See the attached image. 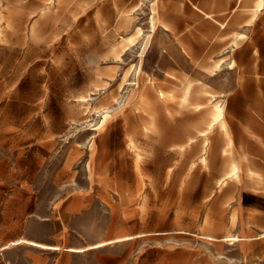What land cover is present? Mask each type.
<instances>
[{
	"label": "rangeland",
	"instance_id": "374dc122",
	"mask_svg": "<svg viewBox=\"0 0 264 264\" xmlns=\"http://www.w3.org/2000/svg\"><path fill=\"white\" fill-rule=\"evenodd\" d=\"M255 3L0 0V205L65 212L80 245L133 236L98 249L123 264H264L220 240L234 216L209 199L264 178V84L236 51ZM214 102L225 127L209 128Z\"/></svg>",
	"mask_w": 264,
	"mask_h": 264
},
{
	"label": "crops",
	"instance_id": "0c3cea01",
	"mask_svg": "<svg viewBox=\"0 0 264 264\" xmlns=\"http://www.w3.org/2000/svg\"><path fill=\"white\" fill-rule=\"evenodd\" d=\"M263 10L264 8L260 13H263ZM256 19L242 28L246 34L252 35L251 40L244 41L236 47V51L242 53V65L245 64L248 67L249 75L247 74L246 82L256 84V87H251L253 91L257 88L262 90L259 85L264 84V25H255ZM255 73L258 78L255 77ZM234 114L246 115L247 109L237 108ZM259 126H255L254 129L261 131L260 135L264 142V126L263 124ZM234 128L235 131H240L237 126ZM256 158L258 163L264 164V151L258 153ZM262 181L261 185L252 180L225 185L222 190H218L219 194L216 192L209 197L211 204L220 205L225 200L229 201L230 221L234 216V224L230 225V234L239 237V240L233 244L240 243L245 246V257H254L255 253L259 252V247L264 252V178ZM205 192L206 190L203 189L202 193ZM1 205L0 264H123L125 260L121 253L100 256L98 252V249L127 241H116L119 237L103 240L114 242L100 247H92V245L103 241L80 245L79 242L70 240V236H73L76 230L63 222L62 218H66L65 212L51 210L49 218L38 220L28 213L26 204ZM233 211L235 213L232 215ZM36 225L46 226L49 229L46 233L35 232L33 228ZM223 237H220V240H223ZM20 238L46 246L41 247L30 243L12 244Z\"/></svg>",
	"mask_w": 264,
	"mask_h": 264
},
{
	"label": "bare ground",
	"instance_id": "6f19581e",
	"mask_svg": "<svg viewBox=\"0 0 264 264\" xmlns=\"http://www.w3.org/2000/svg\"><path fill=\"white\" fill-rule=\"evenodd\" d=\"M263 8H264V0H256L255 6L253 7V16H252V18L254 19L256 17V15L258 14V12H260ZM254 12H255V14H254ZM150 30H151V33L148 35L149 38L151 37L152 32H154V30H155V23H154V18L153 17L151 18V28H150ZM139 33H141L140 32V28L137 27L136 28V33L128 35L127 40L129 42L133 43L135 38L138 36ZM245 36L246 35L241 33V32L237 33V38L238 39H243ZM223 62H224V58H219L216 61V63H214V65H215L214 67L215 68H221L222 65H223ZM223 113H224V110H223L222 104H220L219 102L212 103V106H211V120L209 122V128L213 127L214 124H216V123H219V124H221L222 127H225V123L223 121ZM103 117H104V120H105L107 118V113H105ZM98 126H96V127L99 128L100 126L99 127ZM202 134L205 135L206 133L203 132ZM202 160L204 161V158H202ZM237 174H238V167L235 164V165L232 166V169L228 173L227 177L229 178L231 176H237ZM226 179L227 178L225 177L224 179H222L220 181V185L221 186L225 185ZM131 238H133V237L132 236L119 237V238L116 239V241H124V240H128V239H131ZM208 238L213 239V237H211V236H208ZM222 239L224 241H228L229 244H233L234 242L239 240V237L237 235L233 234V235L224 236ZM113 242L114 241H103V242H99V243H96V244L92 245V247H100V246H104L106 244H110V243H113ZM18 243H30V244H34V245L41 246V247H45L46 246L44 244H40V243H37L35 241H31V240L29 241V240L24 239V238H20L17 241L13 242L12 244H18Z\"/></svg>",
	"mask_w": 264,
	"mask_h": 264
}]
</instances>
